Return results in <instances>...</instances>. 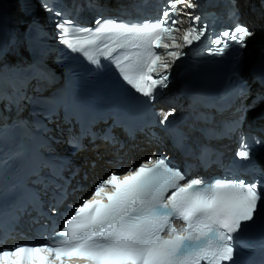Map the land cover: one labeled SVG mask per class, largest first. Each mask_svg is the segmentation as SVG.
<instances>
[{
	"label": "snow or ice",
	"instance_id": "6c2138e0",
	"mask_svg": "<svg viewBox=\"0 0 264 264\" xmlns=\"http://www.w3.org/2000/svg\"><path fill=\"white\" fill-rule=\"evenodd\" d=\"M179 5L198 7L193 0H167L157 19L125 21L120 17L128 9L121 6L117 17L96 18L95 28L60 19L56 24L59 40L93 65L99 64L97 56L114 61L123 79L148 98L143 103H150L158 88L168 87V70L185 55L183 49L200 41L207 30L198 23L200 16L184 12ZM92 6L99 5L90 3ZM43 7L49 13L54 11L47 3ZM55 15L62 14L56 11ZM228 15L236 21L235 0H231ZM183 16L189 18L186 29L179 27ZM181 31L182 43L175 35ZM253 35L246 25L234 22L212 41L217 45L212 54L223 55L232 43L244 48ZM124 48L139 50L131 64L124 63L129 59L127 53L119 51ZM40 78L48 79L43 73ZM54 112L52 108L44 115ZM173 112L167 111L160 124H166ZM174 146L184 150L180 139ZM206 154L207 149H202V163ZM235 155L241 160L250 158L243 139ZM262 203L264 192L255 180L235 173L210 182L188 179L186 170L166 157L153 156L139 166L115 170L97 181L91 192L71 207L62 228L51 235L0 248V264H224L234 258L233 234L255 220Z\"/></svg>",
	"mask_w": 264,
	"mask_h": 264
},
{
	"label": "bare ground",
	"instance_id": "6f19581e",
	"mask_svg": "<svg viewBox=\"0 0 264 264\" xmlns=\"http://www.w3.org/2000/svg\"><path fill=\"white\" fill-rule=\"evenodd\" d=\"M11 0H7V2H10ZM15 1L13 6L11 7V20L13 22L20 21L21 13H20V7L17 2ZM18 4V5H17ZM239 5L241 7L243 17L257 30V36L261 35V30L264 27V14L261 10L260 1L259 0H239ZM23 29V27H21ZM257 45V41H252L250 43L249 49L250 50V56L253 54L255 47ZM246 51V50H245ZM90 148V151L88 153H80L77 156H89L94 157V153H98L94 160H97L98 157H102L105 151L101 148L95 149ZM144 152V151H143ZM99 164H103V162H99ZM108 166V165H106Z\"/></svg>",
	"mask_w": 264,
	"mask_h": 264
},
{
	"label": "water",
	"instance_id": "95a60500",
	"mask_svg": "<svg viewBox=\"0 0 264 264\" xmlns=\"http://www.w3.org/2000/svg\"><path fill=\"white\" fill-rule=\"evenodd\" d=\"M11 1H12V0H11ZM11 1H10V2H11Z\"/></svg>",
	"mask_w": 264,
	"mask_h": 264
}]
</instances>
